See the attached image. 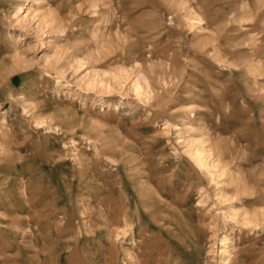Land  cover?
Listing matches in <instances>:
<instances>
[{
	"label": "rangeland",
	"instance_id": "obj_1",
	"mask_svg": "<svg viewBox=\"0 0 264 264\" xmlns=\"http://www.w3.org/2000/svg\"><path fill=\"white\" fill-rule=\"evenodd\" d=\"M0 264H264V0H0Z\"/></svg>",
	"mask_w": 264,
	"mask_h": 264
}]
</instances>
